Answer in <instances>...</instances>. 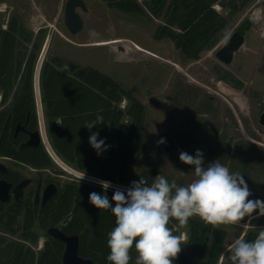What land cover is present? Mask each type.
I'll use <instances>...</instances> for the list:
<instances>
[{"label": "rangeland", "instance_id": "1", "mask_svg": "<svg viewBox=\"0 0 264 264\" xmlns=\"http://www.w3.org/2000/svg\"><path fill=\"white\" fill-rule=\"evenodd\" d=\"M83 1L86 11L80 8L77 11L84 21V28L73 35L65 24L67 0H0V5L8 6L7 13H0L2 28L8 27L9 21L15 17L25 34L32 35L31 43H22L25 48L21 47V51L29 54L34 43L45 39L34 77L38 125H42L43 132L45 119L36 75L40 74L44 62L55 61L69 73L75 65L91 66L118 81L145 107L137 161L128 181L114 182L116 186L127 189L146 169L155 170L169 182L175 179L179 185H187L194 179V167L180 161V152L194 156L200 150L205 166L219 160L231 171L244 176L252 193L250 199L264 200V127L258 124V116L264 110V0H253L244 8L240 7L239 0H224L225 7L218 4L219 12L226 18L225 31L218 43L204 52L198 61L188 60L172 39L159 37L158 31L164 20L151 15L149 6H146V13L135 14L113 8L107 0ZM139 1L143 3L144 0ZM249 17H255L256 21L246 35L244 47L235 55L231 65H223L216 58V52ZM118 39L124 43L95 44ZM132 44L157 57L135 50ZM20 77L21 74L14 78V86L20 84ZM2 94L0 91V110L11 102L9 99L3 104ZM129 104L125 99L120 106L126 110ZM125 122L130 124L131 119L125 117ZM163 132H170L177 146L175 152L159 154L158 136ZM45 143L47 149L49 144ZM52 159L55 164L51 168L34 169L0 155V162L9 169L33 179L25 195H30L32 203L39 183L43 188L53 183L62 193L71 183L102 189L87 178L89 174L86 173V178L80 181L79 175L83 171L62 160L60 163L54 155ZM114 189L109 188V191L114 192ZM14 202L13 198L11 206L2 211L0 235L24 244L19 233L8 229L20 228L24 218V208L15 206ZM58 202L50 208L53 224L58 223L55 222ZM219 227L228 232L225 244L228 248L246 233L264 229V217L252 219L251 225ZM39 233V242L32 244L36 251L41 250L38 248L40 241L45 243L47 239L45 232ZM181 233L188 237L186 229ZM213 235L214 232L210 243ZM228 255L227 251L222 264H229Z\"/></svg>", "mask_w": 264, "mask_h": 264}, {"label": "trees", "instance_id": "2", "mask_svg": "<svg viewBox=\"0 0 264 264\" xmlns=\"http://www.w3.org/2000/svg\"><path fill=\"white\" fill-rule=\"evenodd\" d=\"M223 1L144 0L141 3L139 0H107L111 7L128 13H146V6H149L151 15L163 17L164 20L158 31L159 37L172 39L190 61L200 60L203 53L212 49L224 33L226 18L214 7L217 4L225 7ZM252 1L239 0L240 7L244 8ZM233 7L236 9V4ZM32 39L31 34H25L17 18L9 21L7 29H3L0 22L1 102L5 104L11 99L10 105L0 110V155L11 157L19 164L47 169L55 162L46 147L43 144L23 147L28 135L19 133L15 137L19 124L30 131L39 129L34 77L45 39L34 43L29 54L21 51V47H24L22 43H31ZM20 74V84L14 86V78ZM39 86L47 137L57 157L95 178L126 183L138 158L137 147L145 119L144 105L114 78L91 66L75 65L69 73L63 71L55 61L46 60L40 70ZM125 99L130 103L126 110L120 107ZM9 114H12L11 124L2 139ZM98 114L104 117L106 123L91 131L98 132V139L105 141L106 150L100 155L89 144L91 133L84 127L86 122L94 121ZM125 117L131 119L130 124L125 122ZM157 175L155 170L146 169L136 181L142 176L151 183ZM6 178L17 184L25 176L11 170ZM91 192L104 194L103 189L71 183L65 187L64 193L58 190V194L44 207L32 203L30 195L24 196L21 201L14 200L15 206L24 208L23 222L20 228H9L10 224L7 227L12 233H19L25 243L0 235V264H62L65 245L47 236L46 231L70 213L73 217L66 233L80 237L79 255L92 259L95 264H110L106 259L109 254L106 241L107 233L115 226V218L111 210H100L89 203ZM107 195L111 199L113 192L108 190ZM57 200L55 222L58 223L53 224L50 208ZM11 204L0 203V220L4 217L3 209ZM182 229L187 230L188 237L180 253L189 255V264L220 263L228 237L226 229L206 225L199 217L191 218ZM182 229L176 234L179 235ZM39 231L45 232L47 239L44 247L36 251L32 244L39 242ZM257 235L258 232L252 231L244 237L254 240ZM132 256L130 264H135L134 250Z\"/></svg>", "mask_w": 264, "mask_h": 264}, {"label": "clouds", "instance_id": "3", "mask_svg": "<svg viewBox=\"0 0 264 264\" xmlns=\"http://www.w3.org/2000/svg\"><path fill=\"white\" fill-rule=\"evenodd\" d=\"M105 123L98 114L84 125L91 133L89 144L97 155L106 150L105 141L91 130ZM165 142L161 138L158 144ZM179 159L194 167V179L187 185H179L175 179L169 182L162 175L149 183L140 176L127 189L116 186L110 199L107 192L114 187L112 183L96 181L104 194L91 192L89 203L100 210H111L115 218L106 241L110 264H130L133 250L135 264H173L187 240L186 234L176 232L193 217L214 228L251 225L252 219L264 217V200L250 199L252 193L241 173L231 171L219 160L205 166L200 150L194 156L181 151ZM85 178L86 172L79 175L80 181ZM228 253L229 264H264V229L254 240L243 236L235 239Z\"/></svg>", "mask_w": 264, "mask_h": 264}, {"label": "water", "instance_id": "4", "mask_svg": "<svg viewBox=\"0 0 264 264\" xmlns=\"http://www.w3.org/2000/svg\"><path fill=\"white\" fill-rule=\"evenodd\" d=\"M86 11V5L83 0H67L65 5V24L71 34L76 35L81 32L84 28V21L81 15L78 13V9ZM255 17L246 18L235 30L232 36L223 44V46L216 52V58L224 63L230 65L234 61L235 55L244 47L246 35L255 23ZM45 49V48H44ZM40 66L38 70H40ZM36 81L39 83V74L36 75ZM12 115L10 114L7 118L6 124L3 128L2 136L3 139L6 131L9 128ZM260 124L264 127V112L260 118ZM20 132H25L29 136V140L24 144L23 147H39L40 145L45 146L46 137L40 124L39 129L34 132H29L25 125L19 124L15 130V137ZM161 138L165 139V143L157 144V150L159 154L166 155L175 152L177 149L176 143L172 138L170 132H163L159 134L158 141ZM8 167L0 162V174H7ZM31 179H24L21 183L16 185L13 189V184L9 183L6 179L0 177V203L7 204L10 202L12 195L15 196L16 200H20L23 195L25 188L31 183ZM58 194V188L55 184H49L43 192L42 207H44L49 201H51ZM40 192L38 191L35 198V204L37 205L40 201ZM73 214L70 213L65 219L59 222L57 225H51L46 235L58 240L65 245V249L62 255V264H95L90 258H83L79 255L80 248V237L78 235H68L66 228L72 220ZM174 264H189V255L186 253H180Z\"/></svg>", "mask_w": 264, "mask_h": 264}, {"label": "flooded vegetation", "instance_id": "5", "mask_svg": "<svg viewBox=\"0 0 264 264\" xmlns=\"http://www.w3.org/2000/svg\"><path fill=\"white\" fill-rule=\"evenodd\" d=\"M222 63V62H221ZM233 63V62H232ZM223 65H225L224 63H222ZM231 65V64H230ZM225 66H229V65H225ZM263 112H264V110L260 113V115L258 116V124H259V126L260 127H262L261 126V124H260V118H261V115L263 114ZM27 129V128H26ZM27 131H29V132H34V131H30V130H28L27 129ZM20 133H25V132H20ZM25 134H27V133H25ZM19 135V134H18ZM28 135V134H27ZM29 137V136H28ZM28 140H29V138H28ZM27 140V141H28ZM26 141V142H27ZM26 142H24L23 144H22V146H24V144L26 143ZM21 165H23V164H21ZM23 166H27V165H23ZM33 168V167H32ZM34 169H36V168H34ZM8 173L7 174H0V177L2 178V179H6L9 183H12V182H10L6 177L9 175V173H10V171L12 170V169H9L8 168ZM24 179H31V178H27L26 176H25V178ZM23 179V180H24ZM22 180V181H23ZM32 181H31V183L28 185V187L27 188H25V190H24V192H23V195H22V197L20 198V200L19 201H21L22 199H23V197L26 195V190L33 184V179H31ZM21 181V182H22ZM21 182H18L17 184H13V189H14V187L16 186V185H18L19 183H21ZM50 184H53V183H50ZM49 185V184H48ZM47 185V186H48ZM46 186V187H47ZM46 187L45 188H43V185H42V183H39L38 184V186H37V189H36V192H35V198H36V194H37V192L39 191L40 192V197H41V199H40V201H39V203L36 205L35 204V200H34V204L36 205V206H40V207H42V197H43V192H44V190L46 189ZM58 188V187H57ZM59 190V189H58ZM14 198V200L15 201H18V200H16V198H15V196L14 195H12V198H11V200H10V202L9 203H7V204H4V205H8V204H10L11 203V201H12V199Z\"/></svg>", "mask_w": 264, "mask_h": 264}, {"label": "built area", "instance_id": "6", "mask_svg": "<svg viewBox=\"0 0 264 264\" xmlns=\"http://www.w3.org/2000/svg\"><path fill=\"white\" fill-rule=\"evenodd\" d=\"M215 7V9L217 10V11H220V7H219V5L217 4V5H215L214 6ZM8 12V6L6 5V4H1L0 5V13H3V14H5V13H7ZM8 27L5 25L4 26V29H7ZM121 107V106H120ZM45 142H46V140H45ZM48 144H49V146H47V151L49 152V154L51 155V157L53 158V153L55 154V152L53 151V149H52V147H51V145H50V143H49V141H48ZM46 143H45V147H46ZM48 147H50L49 149H48ZM51 149V150H50ZM53 153H52V152ZM56 155V154H55ZM57 156V155H56ZM87 178H89V180H93V182H95L96 183V181L97 180H102V179H99V178H95V177H93V176H89V177H87ZM112 183V185L114 186L113 188H115L116 187V185L114 184V182H111ZM97 185H99L98 183H96ZM118 187H120V186H118ZM121 188V187H120ZM44 247V243H43V241H40V243H39V249H42Z\"/></svg>", "mask_w": 264, "mask_h": 264}, {"label": "bare ground", "instance_id": "7", "mask_svg": "<svg viewBox=\"0 0 264 264\" xmlns=\"http://www.w3.org/2000/svg\"><path fill=\"white\" fill-rule=\"evenodd\" d=\"M118 43H124V40H122V39H118V40H112V41H103V42H96L95 44H97V45H113V44H118ZM133 45V47H134V49L135 50H137V51H139V52H142V53H145V54H147V55H150V56H154V57H157L155 54H153V53H150L149 51H147V50H145L144 48H142V47H140V46H138V45H136V44H132ZM125 46V45H124ZM159 59V58H158ZM161 61V60H160ZM172 64V63H171ZM177 68H180L179 66H177ZM236 99V98H235ZM238 100V99H237ZM242 103V102H241ZM44 128H45V126H43ZM44 133V132H43ZM44 135H45V137H46V129H45V133H44ZM46 139H47V137H46ZM47 141V143H48V139L46 140ZM53 155H54V157H56L57 158V160H59V158L53 153ZM59 162L60 163H62L61 162V160H59ZM255 216V215H254Z\"/></svg>", "mask_w": 264, "mask_h": 264}, {"label": "crops", "instance_id": "8", "mask_svg": "<svg viewBox=\"0 0 264 264\" xmlns=\"http://www.w3.org/2000/svg\"><path fill=\"white\" fill-rule=\"evenodd\" d=\"M44 125H45V122H44ZM45 129H46V127H45ZM46 135H47V131H46ZM47 138H48V137H47ZM48 141H49V140H48ZM49 143H50V142H49ZM229 247H230V246H228V248L225 247V251H224V253H223V257H225V254H226V252L228 251ZM223 261H224V258H223V260H222V259L220 260V263H219V264H222Z\"/></svg>", "mask_w": 264, "mask_h": 264}]
</instances>
